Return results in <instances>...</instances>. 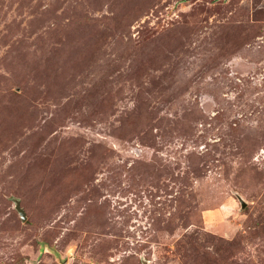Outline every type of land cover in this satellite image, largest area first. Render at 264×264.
<instances>
[{"label": "rangeland", "instance_id": "rangeland-1", "mask_svg": "<svg viewBox=\"0 0 264 264\" xmlns=\"http://www.w3.org/2000/svg\"><path fill=\"white\" fill-rule=\"evenodd\" d=\"M0 264H264V0H0Z\"/></svg>", "mask_w": 264, "mask_h": 264}, {"label": "water", "instance_id": "water-1", "mask_svg": "<svg viewBox=\"0 0 264 264\" xmlns=\"http://www.w3.org/2000/svg\"><path fill=\"white\" fill-rule=\"evenodd\" d=\"M245 204H246L245 201H243V205H244V206H245ZM17 208H18V210H19V212H20L22 218H23V219H26V213H25L24 209L21 207L20 204H17Z\"/></svg>", "mask_w": 264, "mask_h": 264}]
</instances>
